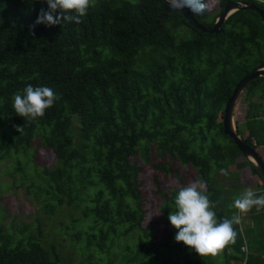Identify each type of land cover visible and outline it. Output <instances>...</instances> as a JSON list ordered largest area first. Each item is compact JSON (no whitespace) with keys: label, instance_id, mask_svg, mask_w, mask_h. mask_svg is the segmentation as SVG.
Masks as SVG:
<instances>
[{"label":"trees","instance_id":"trees-1","mask_svg":"<svg viewBox=\"0 0 264 264\" xmlns=\"http://www.w3.org/2000/svg\"><path fill=\"white\" fill-rule=\"evenodd\" d=\"M226 1L203 0L202 14L189 12L210 26ZM246 1L264 11V0ZM215 3L220 9L212 15ZM94 4L80 23L30 28L47 9L45 0H0V163L14 157L5 167L19 173L15 186L25 185L38 211L59 215L51 218L49 235L41 224L33 232L38 219L18 223L13 233L0 224V264H74L55 249L59 231L74 243L80 264H114V256L117 264H264V207L253 206L243 228L234 225V244L201 257L174 239L177 229L167 217L175 191L157 186L170 224L161 234L143 225L157 215L142 197L152 176L156 182L158 173L166 177L179 164L193 167L205 192L218 191L215 169L248 165L261 179L253 190L264 195L263 178L222 125L236 83L264 62L259 14L236 10L219 32H204L167 0ZM28 84L59 96L33 121L12 107L13 95ZM243 94L245 127L235 121L236 129L247 144L264 146V76ZM35 141L53 152L51 164L37 163ZM231 176V195L248 186L239 173ZM231 195L221 201L228 214L220 208V218H231Z\"/></svg>","mask_w":264,"mask_h":264},{"label":"clouds","instance_id":"clouds-1","mask_svg":"<svg viewBox=\"0 0 264 264\" xmlns=\"http://www.w3.org/2000/svg\"><path fill=\"white\" fill-rule=\"evenodd\" d=\"M45 2L47 9L39 10L37 19L30 28L41 23L47 26L61 24L62 21L80 23L89 8L95 6L94 0H45ZM169 3L172 11H182L186 8L199 15L205 9L203 0H169ZM58 99L59 96L51 87L28 84L22 92L18 91L13 95L12 107L17 115L33 121L42 117L45 110L52 107ZM220 173L228 175L224 168L220 169ZM253 206L264 207V195H258L249 187L234 197L229 207L235 208L239 213H247ZM214 207V203L205 192V185L200 181H192L186 186H178L174 196V207L168 213V221L177 229L174 239L183 242L201 257L217 256L229 244H234L237 238L234 225L241 223V216L237 214H233L231 218L218 217L213 210Z\"/></svg>","mask_w":264,"mask_h":264},{"label":"rangeland","instance_id":"rangeland-1","mask_svg":"<svg viewBox=\"0 0 264 264\" xmlns=\"http://www.w3.org/2000/svg\"><path fill=\"white\" fill-rule=\"evenodd\" d=\"M220 7L215 3L212 7V11L210 14H215L217 11H219ZM264 56V51L262 53ZM244 93V92H243ZM244 95V94H242ZM242 95L238 99L235 107V114H234V123L235 121H238L241 127H245V109L246 105L242 101ZM224 108V107H223ZM35 148H37V153L35 154V158L38 164L41 165H46V164H51L54 160V154L50 149H44L39 147L38 141H35ZM261 155H263L264 159V146L258 145L256 146ZM241 159V157H240ZM14 162V157H10L8 159H3L0 163V206L4 208V211L0 209V224L5 231H9L10 233H13L17 229V224L21 222H30L33 223L37 219L40 221V223L35 222L34 224L31 225V229L33 232H36V227L41 224V227L45 229L43 234H50V229L51 227V218H59V215L56 216L53 214H48L45 215L43 211H38V204L35 200L34 197H31L27 193V189L25 185H18L15 186V182H18V172H13L9 167H5L7 163H13ZM175 164V163H174ZM33 163H31L29 168H31ZM176 165V164H175ZM178 165V163H177ZM228 175H222L220 173V169H215L213 172V177L215 181V186L218 187V191L214 192H206L209 196L211 193L216 197L214 199V211L217 212L222 209L221 214H228L225 212V209L222 208L221 206H224V203L221 204V201L223 200L224 197L231 195L230 193L232 192V185L235 182L234 178L231 176V173H239V175L242 177L243 182L248 185L247 187H243L242 189L239 188V192L228 197V201H231L232 198L238 196L241 192H243L247 188H252L256 190L257 188L260 187L259 182H261V179L257 174L251 173L250 167L246 165L245 167L239 169L235 165H230L227 169ZM6 172L11 173V176L6 174ZM172 174L167 175L164 177V174L158 173V178L155 182L154 176H152L149 180L150 182L147 181L146 185L147 188L145 189V194H144V185H143V206L146 208L148 205H150L152 211L157 215L156 222L151 221L150 218H154L155 216H151L146 219V222L143 223L144 226H148L149 224L153 226H157L160 228V234L162 233V230H166L170 227V224L168 222H164V217L163 213L164 211L159 209V206L162 204L164 201V197L157 191L159 186L162 190L165 191L167 194L168 191H175L177 190L179 185H187L188 183L192 181H200L196 177V172L194 171L192 166H185V165H178V168L172 169ZM232 177V178H231ZM182 180L185 181V183H182ZM158 182V184H157ZM202 182V181H200ZM6 183L8 185L5 187ZM204 184V182H202ZM237 183V182H236ZM205 185V184H204ZM206 189V188H205ZM231 189V190H230ZM233 203V202H232ZM174 205V204H173ZM220 205V206H219ZM232 208V207H231ZM233 209V208H232ZM157 212H159L157 214ZM232 214H237L241 216V227L243 228L244 224L248 221L249 219V214L247 213H239L238 210L235 208L232 210ZM218 216V215H217ZM219 217V216H218ZM34 225V227H33ZM33 227V228H32ZM57 227H60L59 224H57ZM47 229V230H46ZM98 229L95 228L94 231H97ZM57 239V246L55 249L57 251H60L61 254L69 256L72 258L74 264H80L81 256L79 257L78 254H75L74 251V243H71L68 236L65 234H60L55 236ZM59 243V244H58ZM246 248H244L245 250ZM224 251V250H223ZM221 259V258H220ZM114 264H117L118 262V257L114 256L113 257ZM232 264H236L237 262L234 260H231Z\"/></svg>","mask_w":264,"mask_h":264},{"label":"water","instance_id":"water-1","mask_svg":"<svg viewBox=\"0 0 264 264\" xmlns=\"http://www.w3.org/2000/svg\"><path fill=\"white\" fill-rule=\"evenodd\" d=\"M169 2V0H167ZM250 9L259 14L261 21L264 25V11L258 7L255 3L246 0H228L226 1L223 9L217 14L212 25L207 26L199 22L188 9L182 10V15L186 18L187 22L191 25L199 28L204 32H219L221 30L222 23L236 10H247ZM264 76V62L257 64L252 67L251 71L245 74L235 85L231 95L227 98L223 108V132L230 136L239 150L242 152V157L250 162L257 170L260 176L264 180V160L259 155L258 151L252 146L247 144L241 135L238 133L235 123L234 114L235 106L243 94L244 90L253 80Z\"/></svg>","mask_w":264,"mask_h":264},{"label":"built area","instance_id":"built-area-1","mask_svg":"<svg viewBox=\"0 0 264 264\" xmlns=\"http://www.w3.org/2000/svg\"><path fill=\"white\" fill-rule=\"evenodd\" d=\"M253 142H254V140H253ZM244 248H246V246H242V249H243V250H244ZM245 250H247V248H246Z\"/></svg>","mask_w":264,"mask_h":264},{"label":"flooded vegetation","instance_id":"flooded-vegetation-1","mask_svg":"<svg viewBox=\"0 0 264 264\" xmlns=\"http://www.w3.org/2000/svg\"><path fill=\"white\" fill-rule=\"evenodd\" d=\"M219 13V12H218ZM262 63V62H261ZM261 156V154H259ZM263 158V156H261ZM264 160V159H263Z\"/></svg>","mask_w":264,"mask_h":264},{"label":"crops","instance_id":"crops-1","mask_svg":"<svg viewBox=\"0 0 264 264\" xmlns=\"http://www.w3.org/2000/svg\"><path fill=\"white\" fill-rule=\"evenodd\" d=\"M228 1V0H227ZM263 146V145H262ZM257 151H258V149H257ZM259 152V151H258ZM260 154V153H259ZM261 156H263V155H261Z\"/></svg>","mask_w":264,"mask_h":264},{"label":"bare ground","instance_id":"bare-ground-1","mask_svg":"<svg viewBox=\"0 0 264 264\" xmlns=\"http://www.w3.org/2000/svg\"><path fill=\"white\" fill-rule=\"evenodd\" d=\"M236 107V106H235ZM250 145V144H249Z\"/></svg>","mask_w":264,"mask_h":264}]
</instances>
